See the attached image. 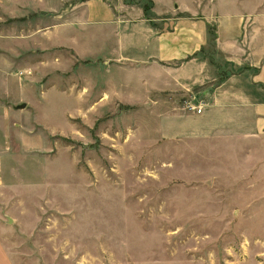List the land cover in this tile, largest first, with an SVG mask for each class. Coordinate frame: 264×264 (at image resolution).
Segmentation results:
<instances>
[{
	"label": "rangeland",
	"instance_id": "374dc122",
	"mask_svg": "<svg viewBox=\"0 0 264 264\" xmlns=\"http://www.w3.org/2000/svg\"><path fill=\"white\" fill-rule=\"evenodd\" d=\"M50 39H24L22 80ZM74 78L73 94L17 85L28 109L0 119V264H264L256 142L196 116L203 92L90 108L101 86L84 102Z\"/></svg>",
	"mask_w": 264,
	"mask_h": 264
},
{
	"label": "crops",
	"instance_id": "0c3cea01",
	"mask_svg": "<svg viewBox=\"0 0 264 264\" xmlns=\"http://www.w3.org/2000/svg\"><path fill=\"white\" fill-rule=\"evenodd\" d=\"M26 27L37 29L28 34ZM0 29V119L7 126L28 109L17 85L43 92L48 82L73 94L76 74L84 102L101 86L90 108L156 94L169 104L203 92V111L193 113L223 116L234 134L225 139L240 141V149L252 140L264 157V0H0ZM39 32L51 45L39 46L42 58L22 80L14 71L31 52L24 39Z\"/></svg>",
	"mask_w": 264,
	"mask_h": 264
},
{
	"label": "built area",
	"instance_id": "2783aa9c",
	"mask_svg": "<svg viewBox=\"0 0 264 264\" xmlns=\"http://www.w3.org/2000/svg\"><path fill=\"white\" fill-rule=\"evenodd\" d=\"M188 108L193 111L196 112L197 114H201L203 111V106L202 105H194L192 103L188 104Z\"/></svg>",
	"mask_w": 264,
	"mask_h": 264
}]
</instances>
